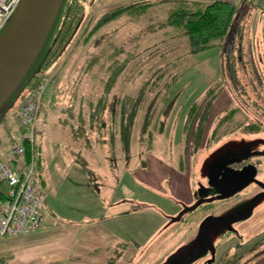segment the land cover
Masks as SVG:
<instances>
[{"label":"rangeland","instance_id":"obj_1","mask_svg":"<svg viewBox=\"0 0 264 264\" xmlns=\"http://www.w3.org/2000/svg\"><path fill=\"white\" fill-rule=\"evenodd\" d=\"M130 1L85 0L82 20L64 55L54 68L37 71L31 80L36 83L58 71L45 92L34 138L36 183L45 195L51 219L45 228L33 233L0 240L4 262L0 264H264V156L250 157L249 162L257 164L255 178L228 197H205L199 188L207 184L209 165L222 155L264 150V0H228L235 4L236 12L226 36L195 54L189 53L179 32L165 29L156 35H142L147 24L161 19V12L153 14L155 17L123 16L88 34L106 11ZM165 6H160L162 11ZM112 45L123 48L120 61L129 60L115 85L112 83L114 87L103 93L96 78L100 76L98 67L94 65L89 71L86 67L103 54L100 62L105 61L107 80L112 73ZM173 59L179 61L169 79L151 84L156 68ZM59 81H64V87L56 90L59 101L51 103L52 86ZM72 81H78L73 88ZM27 91V87L19 89L6 105L5 114L15 136L19 135L16 110ZM73 94H82L84 104L104 98L108 106L119 98L117 112L120 102L136 98L143 102L140 107L127 104L130 108L123 116L124 128L132 110L136 114L131 128L121 131L120 138L114 135L119 120L111 127L106 124L111 120L106 106L107 119L100 122L110 129L105 128L104 135L98 137L87 127L82 135L84 127L62 124L69 116L70 121L77 119L76 113L60 111L61 104H69ZM152 99H157L156 109L142 131L149 117L144 105ZM196 101H201L198 115H208L201 148L191 153L183 143L182 125L189 106ZM231 107L236 110L232 121L219 122ZM57 115L60 119L56 120ZM257 119H262L257 133L237 131V127ZM213 129L217 141L206 145ZM75 134L82 138L74 140ZM86 134L87 146L83 143ZM10 138L9 146L16 144L17 138ZM181 176L190 189L185 199L178 197L182 193L175 186ZM92 190H99L97 194L105 196L109 204H117L115 224L119 230L109 226L110 216L100 223L97 217L93 220L96 212L88 198ZM118 237L128 244L117 243ZM55 241L63 255L67 241L74 246L67 260L57 263L55 253L44 250L41 262H19V251L32 256L34 246ZM111 242L124 245L121 257L106 247ZM51 245L45 248L49 250ZM129 245L131 251L125 248Z\"/></svg>","mask_w":264,"mask_h":264},{"label":"trees","instance_id":"obj_2","mask_svg":"<svg viewBox=\"0 0 264 264\" xmlns=\"http://www.w3.org/2000/svg\"><path fill=\"white\" fill-rule=\"evenodd\" d=\"M84 2L85 0H62L60 9L58 11L57 17L54 21V24L39 52L37 57L35 58L32 66L30 67L29 71L27 72L24 79L21 81L20 85L16 89V91L9 97V99L1 106L0 108V120L3 119L4 114L6 113V105H9L10 100L13 99L15 93L21 89L22 87L31 88L34 83H31L32 78L34 77V74L37 71L47 70L49 67L54 68V63L60 60V58L64 55L67 48L70 46L71 42L74 39L75 36V30L78 26V24L82 20V16L84 14ZM161 5H167L164 7V11H162V8H160ZM167 8V9H166ZM159 12L162 13V17L159 20H156L152 23L147 24L145 26L144 31L142 32V35L150 34H159L160 32H164L165 29H169L173 32H179L178 36L182 34V36L185 37L188 45L189 53L195 54L199 53L201 51H204L212 46V42L215 40H221L223 39L228 29L231 25V21L233 19V16L236 12L235 4L228 0H166V1H149V0H132L126 4H122L120 6H117L115 8L109 9L106 11L98 20L95 22L93 28L88 33L91 35L92 33H95L98 31L101 27L104 25L119 19L123 16H143V15H151L153 14L158 15ZM166 14V15H164ZM155 15L153 17H155ZM139 36V35H138ZM86 40V39H85ZM131 41V39H130ZM106 42L104 44V47L106 46ZM112 53L114 59L113 64L110 66V70H112V73H110L107 80H104L105 76V67H104V60L103 62H100L101 57L99 54L97 55L96 59H92L88 62V65L86 67V71L91 70L90 67L96 66L98 67L97 72L99 77L96 76V78L99 79V85H102L103 87V93H107V89L113 88L115 85V81L117 78V75L120 74V72L123 69V66L125 63L129 60L128 58H125L123 61L119 60V56L123 54V48L121 46H114L112 45ZM179 61V59H173L170 60L160 66H158L153 72L152 76V83L156 84L157 82H162L163 80H168L171 71L174 70L175 66H177L176 62ZM63 66V65H61ZM56 67V66H55ZM109 67V66H108ZM82 68V67H81ZM78 69L80 73V69ZM107 69V68H106ZM86 71H84L86 73ZM58 71H56L57 73ZM77 72V71H76ZM56 73L54 74L53 78L55 77ZM84 74V73H83ZM94 76H91V79H93ZM174 79V78H173ZM53 80V79H52ZM173 81V80H172ZM64 82V81H62ZM67 81H65L66 83ZM92 83V81H90ZM64 83V84H65ZM71 88L75 87L78 83V81H72L71 82ZM114 83V85L112 84ZM56 86V85H53ZM64 86L62 85L61 88L59 86H56L53 90V98L59 97L57 96L56 90L62 89ZM163 89V88H162ZM149 91V90H148ZM208 91V90H207ZM206 94V93H205ZM82 95V94H81ZM77 96L73 94L72 98H74L76 101L75 104H73V101H71L69 104H61V111L71 112L73 115L74 113L77 114V119L74 121H70V116L67 120H64L63 125H70L76 127H84L80 134L87 133V128L91 132L93 131L96 136H98V130L101 129L103 124H105L104 121L100 122L96 119H94V116H96L97 108L99 106L100 109L103 108V100L104 98L97 99L95 103L93 102H87L84 104L83 96ZM125 98V97H123ZM142 96L140 97V99ZM145 99V98H144ZM143 99V100H144ZM158 99V98H157ZM156 99V100H157ZM119 100V98L117 99ZM134 101H128L121 102V121H119V125L121 127V131L127 130L128 128H131V118L134 117L136 114V111L132 110V112L129 115V122L127 126L123 127V116L126 113V111L130 108L127 104H132L134 106H141L142 105V99L138 100L133 99ZM147 100V99H145ZM155 99L149 100V102H145V110L146 115L149 116L148 118H145L144 124H143V130L147 129L149 126L152 115L154 114V108L155 106ZM203 100V99H202ZM201 100V101H202ZM59 101V99H58ZM148 101V100H147ZM201 101L194 102L191 106H189V111L186 114V117L184 119L183 125H182V132L184 137L185 145H188L191 153H197L199 149L201 148V143L204 139L203 129H204V123L207 118V113L202 112L201 116L198 115L197 109L201 105ZM87 104V105H86ZM105 104V101H104ZM144 104V103H143ZM107 105H104L106 107ZM85 107H88V110L85 109ZM110 112L113 113L115 110L116 104L112 103L108 105ZM5 110V111H4ZM150 110V112L148 111ZM89 112V115H88ZM236 110L232 107L229 108L228 112L225 113L222 118H219V122L224 121L231 122L232 119L235 116ZM85 116V118H83ZM68 121V122H67ZM116 122V120H109L106 124L109 123V126L111 127L113 123ZM77 125V126H75ZM83 125V126H82ZM108 125H106L107 129H110ZM87 127V128H86ZM78 129V128H76ZM215 129V127H214ZM213 129L212 133L209 135V137L206 140V145L211 144L212 142L217 141L215 136V130ZM237 131L243 132V133H257L260 131V122H247L246 124L242 125L241 127H237ZM236 131V130H235ZM82 135H74L72 138L74 140H80ZM87 135V134H86ZM111 135V134H110ZM76 139H75V138ZM87 138H84L83 143H85V146L88 144L87 141H89L88 135L85 136ZM99 137V136H98ZM122 139L124 136L121 137ZM77 142V141H76ZM29 157V152L26 147V159ZM0 187H2V184L0 182ZM0 262H2V258H0Z\"/></svg>","mask_w":264,"mask_h":264},{"label":"water","instance_id":"obj_3","mask_svg":"<svg viewBox=\"0 0 264 264\" xmlns=\"http://www.w3.org/2000/svg\"><path fill=\"white\" fill-rule=\"evenodd\" d=\"M61 3L62 0H19L0 33V108L16 91L39 54ZM252 156H264V150H243L222 155L209 165L207 186L221 197H228L240 190L255 178L257 170L253 165L240 170H233L229 165Z\"/></svg>","mask_w":264,"mask_h":264},{"label":"built area","instance_id":"obj_4","mask_svg":"<svg viewBox=\"0 0 264 264\" xmlns=\"http://www.w3.org/2000/svg\"><path fill=\"white\" fill-rule=\"evenodd\" d=\"M18 2L0 0V32ZM48 83L49 78L45 76L29 88L17 110L20 135L16 144L7 151L14 163L6 162L0 153V240L37 231L49 218L45 195L35 178L34 140L40 105Z\"/></svg>","mask_w":264,"mask_h":264},{"label":"crops","instance_id":"obj_5","mask_svg":"<svg viewBox=\"0 0 264 264\" xmlns=\"http://www.w3.org/2000/svg\"><path fill=\"white\" fill-rule=\"evenodd\" d=\"M61 86V85H63V82L62 81H59L57 84H56V86ZM56 86H52V89H54ZM43 100H44V98H43ZM57 100L58 99H56V98H52L51 99V103L53 102V103H57ZM71 101H73V104H75V102L74 101H76L74 98H72L71 99ZM104 101V100H103ZM117 102H118V100H116V102H114L115 104H117ZM86 103V102H85ZM42 104H43V101H42ZM87 104L89 105V103L87 102ZM86 104V105H87ZM120 104H121V102H120ZM104 102H103V108L102 109H100L99 108V106H98V108H97V112H96V116H94V119H96V120H98V121H100V120H106L107 119V115H106V113H105V110H107L105 107H104ZM60 111H61V108H60ZM59 111V112H60ZM121 112H120V110L117 112V110L115 109L114 111H113V113H111L110 112V116L108 117V120L109 119H112V120H119V121H121ZM88 115H89V112H88ZM118 115V116H117ZM59 118V116L57 115V117H56V120ZM60 119V118H59ZM103 125H105V124H103ZM105 126H102L101 127V129L100 130H98V136L100 137V136H102V135H104V133H105ZM0 131H1V148H0V151H1V155H2V157L6 160V161H9V162H11V158H10V156L8 155V153H7V150H8V148L10 147L9 146V140L11 139L10 137H15V138H17L18 139V136L19 135H14L13 133H12V130H11V128L9 127V121H8V118H7V115L5 114L4 115V117H3V119L2 120H0ZM114 131H116V129L114 130ZM120 133H121V127H120V125H119V127H118V132H117V134L115 133L114 135L115 136H118L119 138H120ZM103 140H104V138H103ZM175 186L176 187H179V189H177V190H179L182 194L180 195V196H178V197H180V198H183V199H185L187 196H186V193L188 192H190L189 190V185L187 184V181L184 179V177L183 176H181L180 177V179L179 180H175ZM98 192H99V190H97ZM97 191H94V190H92V194L93 195H91L90 197H88L89 198V201L93 204V210L96 212L95 214H93L92 215V217H93V220L95 219H97L98 218V222L101 220V222L105 219V218H107V216H110V220H109V222H110V224L111 225H109L110 227H114L115 229L117 228L118 230H119V227L115 224L116 222H115V220H118V213L117 212H115V207L117 206V204L116 203H114V202H112V203H108L107 201H106V197L105 196H99V194H97ZM188 195H190V193L188 194ZM206 197V196H205ZM189 201V200H188ZM116 202V201H115ZM175 204V203H174ZM175 208H176V210H180V206L179 205H176L175 204ZM135 207V206H134ZM100 212H103V216L102 217H99V214H100ZM110 213V214H109ZM97 217V218H96ZM92 219V218H91ZM100 223V222H99ZM46 224H47V222H46ZM45 226H47V225H45ZM45 228V227H44ZM115 231H117V230H115ZM115 233V232H114ZM116 234V233H115ZM70 239V238H69ZM122 240H124V239H122L121 237H118L117 238V240H116V242L117 243H123V244H128V243H124ZM57 241H59L60 243H58V244H62V242H63V240L62 239H59L58 238V240ZM71 241V240H70ZM70 241H67V243H66V246H65V250H66V252L64 253V255H63V253L61 252V248L62 247H60L59 246V248L57 247L58 246V244H57V242L55 241L54 243H51V244H49V245H51V247L52 248H50L49 250L47 249V248H45V246L46 247H50L49 245H45L44 247L43 246H40L39 248H37V246H34L33 247V249H35V251L37 252H35V254H33L32 256H30L31 254H28V253H26V251H24V250H22V251H19V256H18V260H19V262H24V263H28V262H37V261H39V262H41L42 261V257H43V254H44V250H45V253L46 252H52V253H55V260H56V262L58 263V262H63V261H65V260H67V258L69 257V251L71 250V248H73L74 246L72 245V244H69L70 243ZM126 242H128V241H126ZM130 242V241H129ZM121 244H113L112 242H111V244H108V245H106V247H112L114 250H116V251H118L117 252V254H115L114 256H117V257H121V255H122V253H120L122 250H123V246L124 245H121ZM64 247V246H63ZM126 248V250H128V251H131V249L133 248L132 246H127V247H125ZM37 250H39V251H37ZM24 251V252H23ZM118 253H119V256H118ZM21 255H24V256H21Z\"/></svg>","mask_w":264,"mask_h":264},{"label":"flooded vegetation","instance_id":"obj_6","mask_svg":"<svg viewBox=\"0 0 264 264\" xmlns=\"http://www.w3.org/2000/svg\"><path fill=\"white\" fill-rule=\"evenodd\" d=\"M263 114H264V112H263ZM257 121H259L260 124L262 123V122H261L262 119H257ZM263 121H264V120H263ZM263 124H264V123H263ZM262 128L264 129V125H263ZM218 159H219V158H218ZM218 159H217V160H218ZM249 159H250V157L247 158L246 160H243V161L239 162V163L231 164V165H229V167H230L231 169H233V170H240V169L243 168L244 166H247V165H253V166L256 168V170H257V166H256L257 164H256V163H250V162H249ZM217 160H216V161H217ZM216 161H215V162H216ZM256 174H257V171H256ZM200 192H201V193H205L206 196L209 195V194H216V195H218L213 189L209 188V187L207 186V184L203 185V186L200 188ZM263 194H264V192H263Z\"/></svg>","mask_w":264,"mask_h":264}]
</instances>
